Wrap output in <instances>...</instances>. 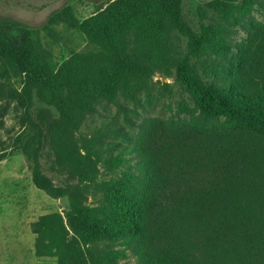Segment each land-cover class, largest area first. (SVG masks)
Returning <instances> with one entry per match:
<instances>
[{
  "label": "trees",
  "instance_id": "obj_1",
  "mask_svg": "<svg viewBox=\"0 0 264 264\" xmlns=\"http://www.w3.org/2000/svg\"><path fill=\"white\" fill-rule=\"evenodd\" d=\"M183 1L115 0L86 19L82 29L90 39L112 46L132 42L137 35L172 31L186 38L191 48L176 65L175 80L194 105H179L191 120L145 122L134 140L121 128L89 139L79 134L78 147L60 131L67 126L80 133L83 112L94 114L98 99L107 96L82 87L58 94V120L41 117L39 108L34 110L40 111L36 122L22 118L25 129L16 147L28 163L33 185L53 199L66 192L43 174L41 160L49 156L53 164L89 182L96 178L99 163L116 173L136 159L135 171H121L103 184L106 204L99 219L72 204L65 222L46 215L34 223L38 256H53L58 264H89L81 243L105 241L113 248L96 264H116L128 258V251L133 264H264V22L251 21L246 36L231 44L223 39L231 34L226 27L200 21L197 31L188 27ZM235 2L211 0L206 7L222 13ZM235 9V26L252 12L264 16V3L257 0H241ZM17 28L0 18V56L6 58L7 50L14 54L26 74V95L16 100L35 108V88L44 101L41 80L15 34ZM208 52L217 59L205 81L195 73L191 58ZM115 61L121 77L139 69L127 54ZM106 135L133 141V146L107 142ZM69 234L73 237L67 241Z\"/></svg>",
  "mask_w": 264,
  "mask_h": 264
},
{
  "label": "rangeland",
  "instance_id": "obj_2",
  "mask_svg": "<svg viewBox=\"0 0 264 264\" xmlns=\"http://www.w3.org/2000/svg\"><path fill=\"white\" fill-rule=\"evenodd\" d=\"M113 1L0 0V18L17 24L15 34L30 53L29 64L41 80L39 85L44 99L42 101L36 94L39 89L35 88L32 103L37 107L18 102L16 99L26 95V74L20 70L10 50L5 53L6 58L0 56V264H58L53 256L36 254L37 235L33 224L46 215H58L65 222L72 204L80 206L85 215L99 219L106 204L103 184L111 177L118 178L121 171L136 169V159L116 173H110L99 163L96 178L89 182L53 164L54 159L49 156L41 160L43 174L66 192L62 198L53 199L33 185L28 163L16 147V138L25 129L22 118L30 116L36 122L40 111L34 110L39 108L41 117L51 122L58 120L54 107L58 94L82 87L102 90L107 96L98 99L94 114L83 112L80 133L67 126L60 131L63 138L72 136L71 144L74 142L78 147L77 138L81 135L89 139L97 133L107 134L109 130L121 128L134 140L139 126L145 122L192 119L179 110L184 101L190 107L194 105L175 80L176 65L191 48L186 38L172 31L161 36L137 35L132 38L135 42L125 39L124 44L112 46L90 39L83 31L82 23ZM209 1H183V20L193 31H197L199 21L205 25H220L231 30L223 39L235 44L246 36L244 29L251 21L264 22L262 14L252 12L235 26L234 20L239 17L235 7L241 0L231 3L222 13L207 9ZM257 1L264 3V0ZM124 54L130 56L139 69L121 77L115 59ZM215 59L211 52L200 58L192 57L195 73L208 80L205 73ZM68 78L78 87L68 85ZM107 136L104 138L107 142L133 146V141ZM72 237L69 234L67 241ZM78 241L80 243V239ZM80 248L89 264H96L113 244L95 241L81 243ZM133 263L134 257L128 251V258H119L116 264Z\"/></svg>",
  "mask_w": 264,
  "mask_h": 264
}]
</instances>
